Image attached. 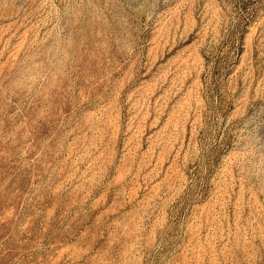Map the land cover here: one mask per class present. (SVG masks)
<instances>
[{"label":"rangeland","instance_id":"1","mask_svg":"<svg viewBox=\"0 0 264 264\" xmlns=\"http://www.w3.org/2000/svg\"><path fill=\"white\" fill-rule=\"evenodd\" d=\"M0 264H264V0H0Z\"/></svg>","mask_w":264,"mask_h":264}]
</instances>
